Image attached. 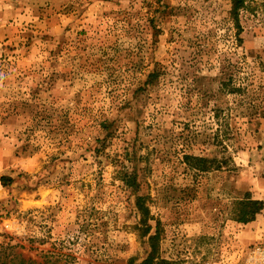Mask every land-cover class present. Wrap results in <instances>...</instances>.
<instances>
[{
  "label": "rangeland",
  "instance_id": "obj_1",
  "mask_svg": "<svg viewBox=\"0 0 264 264\" xmlns=\"http://www.w3.org/2000/svg\"><path fill=\"white\" fill-rule=\"evenodd\" d=\"M249 1L0 0V264H264Z\"/></svg>",
  "mask_w": 264,
  "mask_h": 264
},
{
  "label": "trees",
  "instance_id": "obj_2",
  "mask_svg": "<svg viewBox=\"0 0 264 264\" xmlns=\"http://www.w3.org/2000/svg\"><path fill=\"white\" fill-rule=\"evenodd\" d=\"M230 11H229V18L231 19L232 23L234 24V27L236 29V37L238 40H240L239 36L241 33V26L239 23V16L240 13L251 10L250 8V1L249 0H230ZM239 88H233L231 92L239 91ZM185 161H193L198 164L204 163L205 160L197 157L187 156L185 155L183 158ZM202 169V168H201ZM240 205V212L237 216V222L246 224L248 222H251L254 220L255 215L260 210L261 202L256 200H245L243 202L239 203ZM155 237L152 238L154 240ZM155 250L152 248L151 253L149 256L141 263V264H170L169 262L165 260H159L156 261L154 259Z\"/></svg>",
  "mask_w": 264,
  "mask_h": 264
}]
</instances>
